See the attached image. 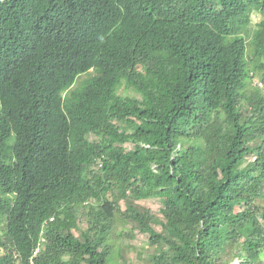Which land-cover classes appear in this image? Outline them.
I'll return each mask as SVG.
<instances>
[{
	"label": "trees",
	"instance_id": "obj_1",
	"mask_svg": "<svg viewBox=\"0 0 264 264\" xmlns=\"http://www.w3.org/2000/svg\"><path fill=\"white\" fill-rule=\"evenodd\" d=\"M256 76L264 0H0L1 264H264Z\"/></svg>",
	"mask_w": 264,
	"mask_h": 264
},
{
	"label": "rangeland",
	"instance_id": "obj_2",
	"mask_svg": "<svg viewBox=\"0 0 264 264\" xmlns=\"http://www.w3.org/2000/svg\"><path fill=\"white\" fill-rule=\"evenodd\" d=\"M85 76L81 77L84 78ZM120 94H128L131 97H137L136 94L132 93L131 91L125 90L124 87H122L119 91ZM128 146V145H127ZM131 147V145H129ZM165 203L164 197H156V198H149L144 201H139L136 203V205L142 209H145L147 212L149 211L152 215L158 217L159 216V209L161 205ZM122 207L124 208L123 203L121 202ZM117 229V232L120 231V236L118 237V240L115 242V245L117 244L126 258L127 264H153L150 262V257L153 253V250L150 249V246H148L147 241L145 240V237L142 234H138V231L132 233L131 230V224L125 223V224H118L115 226ZM87 228V224L85 222L78 223V229L72 228V231L76 237L81 239V231ZM156 230H159V227H156ZM133 246V250H128L129 247ZM3 255V253L0 251V257ZM117 258L120 260V258L116 255L114 256L115 264H122V261L117 263ZM236 264V261L233 263Z\"/></svg>",
	"mask_w": 264,
	"mask_h": 264
},
{
	"label": "clouds",
	"instance_id": "obj_3",
	"mask_svg": "<svg viewBox=\"0 0 264 264\" xmlns=\"http://www.w3.org/2000/svg\"><path fill=\"white\" fill-rule=\"evenodd\" d=\"M252 19V18H251ZM248 37H245L244 36V42H245V45L247 46V49H250V47H248L249 46V40H246ZM251 48H252V46H251ZM85 76V75H84ZM83 77V76H82ZM83 79V78H82ZM79 80H81V77L79 78ZM253 86H256V87H258V88H261V89H263L264 90V85H263V83L261 82V80L259 79V77H255L254 79H253ZM137 95V94H136ZM133 98H139L138 97V95H137V97H134L133 96ZM99 166H100V163H99ZM83 206L84 207H86V208H84L85 209V212L87 213L88 212V210H89V208H88V206H89V203H87V202H85V203H83ZM80 221L81 222H83L82 221V217H81V220L80 219H78L77 221H76V225L78 226V223H80ZM54 222V218L53 217H51V218H48L47 220H45L42 224H41V228H40V232H39V234H38V237L36 238V242H35V246L33 247V249L31 250V252L28 254V257H27V264H39L38 263V261H37V259H38V257L41 255V254H43V252H44V249H45V247H46V245H47V237H46V234H48V232H49V230H50V226H51V224ZM72 228H77L78 229V227H72ZM72 228H71V233H72V235L75 237V238H77L78 239V237H76L75 235H74V233H73V231H72ZM0 251L3 253V255L0 257V264H1V261H2V258L4 257V256H6V254H5V252H4V250L3 249H1L0 248ZM16 258V259H19V256H18V253H16V252H13L12 253V258Z\"/></svg>",
	"mask_w": 264,
	"mask_h": 264
}]
</instances>
